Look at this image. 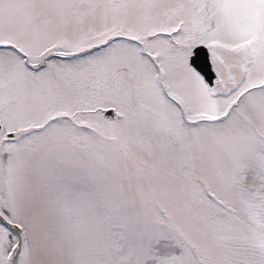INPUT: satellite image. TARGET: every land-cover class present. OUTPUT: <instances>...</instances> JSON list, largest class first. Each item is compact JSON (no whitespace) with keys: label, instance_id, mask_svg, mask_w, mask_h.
<instances>
[{"label":"snow or ice","instance_id":"1","mask_svg":"<svg viewBox=\"0 0 264 264\" xmlns=\"http://www.w3.org/2000/svg\"><path fill=\"white\" fill-rule=\"evenodd\" d=\"M0 264H264V0H0Z\"/></svg>","mask_w":264,"mask_h":264}]
</instances>
